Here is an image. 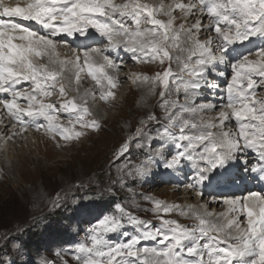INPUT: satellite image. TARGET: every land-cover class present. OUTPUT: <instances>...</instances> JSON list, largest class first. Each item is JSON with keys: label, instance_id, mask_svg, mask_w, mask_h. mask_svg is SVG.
Wrapping results in <instances>:
<instances>
[{"label": "snow or ice", "instance_id": "snow-or-ice-1", "mask_svg": "<svg viewBox=\"0 0 264 264\" xmlns=\"http://www.w3.org/2000/svg\"><path fill=\"white\" fill-rule=\"evenodd\" d=\"M175 9L184 10L195 23L177 25ZM205 10L209 20L202 23L198 15ZM158 15L168 18L160 19ZM23 22H34L38 27ZM202 32L207 34L203 39ZM97 34L107 41L102 48L89 43ZM69 38L79 40L77 47L83 51L73 50L70 59H60L59 43ZM257 39L259 43H255ZM245 42L254 46L239 53L237 46ZM110 50H124L141 62L169 61L162 74L145 76L143 80L162 83L160 95L166 108L172 107L173 102L164 98L173 90L183 91L186 97L180 111L190 113L192 119L185 120L176 113L168 119L180 128V135L174 138L188 143L163 165L167 169L179 167L183 157L193 161L197 175L185 187L203 197L204 184L215 176H223L227 166L249 149L257 153L258 166L247 171L257 173V179L264 183V95L257 96V90L264 88V0H198V4L176 3L168 7L141 0H0V94L8 97L0 96V107L21 126L11 136L31 125L37 130L46 127L60 132L69 140V129L60 125L53 113L62 110L81 120L89 114V94L83 93L80 104L75 98L59 105L46 103L44 98L52 96L57 88L61 96L67 95L68 87L60 81L68 69L74 71L77 85L86 67L98 85L106 80L107 86L114 88L116 78L105 69H119L122 61L116 63L105 54ZM185 50L190 55L182 60L180 53ZM253 53L259 58L249 59ZM173 60L182 63L179 72H173ZM220 66L232 72L223 86L221 102L197 105L188 99L201 90H221L209 78L210 74L220 78L226 75L218 70ZM170 78L174 82L171 88ZM113 96L111 91L101 93L104 100ZM21 98L27 102L26 108L18 103ZM215 109H219L217 117L193 122L197 112ZM37 118L46 120V125L38 123ZM233 119L238 123V132L225 130L226 122ZM92 127L99 130L100 125L93 121ZM162 127L165 135H172L170 128ZM185 129L190 134H185ZM84 134L76 132L75 138ZM199 145H203V151L196 153ZM129 150V143H124L120 155ZM209 202L226 205L227 211L216 214L208 209ZM154 205L155 213L176 211L194 216L197 223L185 226L160 216V224L152 228L151 221L141 220L116 205L122 216L103 215L89 230L90 243L77 244L74 251L80 264H264V188L248 190L234 198L212 197L198 206L167 204L162 200H155ZM123 217L128 225L140 226L138 233L126 242H111L107 237L124 226ZM146 238L161 247L143 244Z\"/></svg>", "mask_w": 264, "mask_h": 264}, {"label": "rangeland", "instance_id": "rangeland-1", "mask_svg": "<svg viewBox=\"0 0 264 264\" xmlns=\"http://www.w3.org/2000/svg\"><path fill=\"white\" fill-rule=\"evenodd\" d=\"M115 2L124 3L125 0H115ZM172 2L173 0L164 2L163 0H143V3L153 6L163 4L165 7L171 6ZM184 3L186 4V1ZM175 10L173 15L175 17L177 15V25L185 23L187 26L195 23V19L184 10ZM178 10L182 13L179 14ZM157 18L167 19L168 17L158 15ZM188 19L194 21H188ZM129 23L131 24V21ZM213 34L215 35L214 32ZM206 35L202 38H205ZM182 38L181 43L183 42ZM105 43L101 42L94 47L102 48ZM68 44V40L67 42L61 41L59 47L66 48ZM74 51L81 52L83 49ZM118 52V54L122 53ZM117 53L106 54L116 63L123 61L122 66L117 70L115 68L105 69L109 75L112 74L116 78L114 88L117 90L113 97L104 101L101 98V93L114 88L107 86L106 80L103 85H98L87 72L88 74H83L78 85L81 90L89 94L87 97L89 114L83 115L81 120H77L75 114L69 115L62 110L53 113L57 116L58 123L69 129V140H65L60 132L48 130L46 127L37 130L33 126L28 130V126H25V130L15 136H11L13 133L11 127L8 126L5 130L4 127H0V133L5 135V139L11 137L6 139L5 143L2 141V144L0 138V261H5L6 264H10L12 261L14 264H44L45 261H48V264H51L52 261H55V264H64L65 261L67 264H80L78 254L74 251L77 244L80 242L90 243L89 230L103 215L121 217L122 214L116 209V205H120L125 209V212L131 213L141 220L151 221L152 228L160 224V216L176 220L185 226L197 223L194 216L181 215L176 211L167 214L162 211L160 213L152 211L155 207V200L181 206L193 205L192 199H190L191 202L189 200L186 202V196L182 193V189L188 182L194 181L196 176L189 174L183 178V181L174 183V180L164 178L166 177L164 174L171 169L163 166L171 159L172 155L183 150L182 145L188 143L187 141H177L174 138L180 135V128L173 126L168 119L172 113H176L177 117H182L185 120L192 119L190 113L180 111L185 104L186 97L183 91L173 90V95L166 94L164 98L173 102L172 107L166 108L160 95L163 91L162 83L154 80L142 81L145 76L155 77L157 73L162 74L168 68L169 61L165 60L164 63L159 61L141 62L134 60L131 53H127L128 59L116 60ZM180 55L183 60L189 55V52L185 50ZM252 55L249 56V59H253ZM171 63L174 73L179 72L182 68V63L177 64L175 60ZM133 73L138 76L135 78L136 81L138 80L137 84L132 83L130 79L134 78ZM231 74L232 72L229 70L226 82L230 80ZM70 77L69 79L76 83V79ZM60 82L66 84L64 79ZM88 82L90 84H87ZM142 82L145 83L144 86H148L145 87L146 89L155 87L157 89L151 105L146 101V98L152 95V91L148 96L141 97L142 91L139 90V86L140 83L143 84ZM173 83L170 78V88L173 87ZM68 84H66L67 95L61 96L57 88L52 96L44 98L45 102L59 105L66 99L75 98L77 104L82 103L83 93L81 91L77 93ZM195 94L188 99L199 105L201 101L195 97ZM93 95L98 97L97 100ZM262 95H264V88L257 90V96ZM21 100L23 106L27 105L24 99ZM100 101L106 110L101 109ZM102 114L103 117H101ZM199 115L197 112L193 122L208 121L204 112L201 116L203 119L198 118ZM150 117L153 118L150 119ZM42 121L38 123L46 125L47 121L44 119ZM93 121L99 123V130L93 129ZM215 122L218 124V120ZM229 124L231 131H238V123L234 119ZM162 126L170 128L172 135H165ZM12 128L14 132L17 131L15 127ZM212 130L218 131V129ZM76 132L85 134L75 138ZM185 134H190L188 129H185ZM35 138L38 140L37 142H35ZM8 142L10 143L7 148L2 146ZM126 142L129 143L130 150L120 155V149ZM199 152L196 148V153ZM196 153L193 155L195 156ZM241 156L243 157V155ZM183 159L187 158L183 157L181 164L187 166L193 164L191 161ZM244 159L246 160L247 156ZM251 159L248 167L258 164V157ZM152 164L160 172V177L155 182L151 181L152 178L146 180L140 169L144 165L149 168ZM237 164L240 165L242 162H237ZM180 167L183 166L172 169ZM252 182L258 187L254 179ZM243 194L244 192L241 193V195ZM214 195L216 194H204L202 200H199L197 204L201 205V202L207 201ZM216 197L230 198V195ZM197 204L196 206H198ZM210 204L212 203L208 204L209 210ZM217 205V210L215 209L214 213L225 209L223 204L217 203ZM122 224L124 226L121 229L108 235V240L114 243L126 242L137 235L139 225H128L126 217L122 218ZM142 243L161 247L155 240L147 238Z\"/></svg>", "mask_w": 264, "mask_h": 264}, {"label": "bare ground", "instance_id": "bare-ground-1", "mask_svg": "<svg viewBox=\"0 0 264 264\" xmlns=\"http://www.w3.org/2000/svg\"><path fill=\"white\" fill-rule=\"evenodd\" d=\"M165 0H163V2H164ZM172 1V0H171ZM184 1H186V4H188V3H197L198 4V0H173V2H172V5L171 6H174L176 3H184ZM6 2H8V0H6ZM11 2H15V0H11ZM175 11H177V10H175ZM174 11V12H175ZM179 11V14H181L182 13V11H180V10H178ZM179 14H178V16H179ZM176 17H177V15H176ZM180 18V17H179ZM198 18L199 19H202L203 21H202V23H207L206 21H208L209 20V17H208V14H207V12H206V10H205V12L203 13V14H199L198 15ZM184 21H185V19H184ZM188 21H194V20H190V19H188ZM23 23H25V24H27V25H30L29 23L30 22H23ZM31 26V25H30ZM206 33H203L202 32V34H201V38L205 35ZM98 35V34H97ZM212 35H214L213 33H212ZM183 39V38H182ZM203 39V38H202ZM255 43H259V40L257 39L256 41H255ZM254 45L253 44H249L248 42H245L244 44H242V45H238L237 46V49H238V52L239 53H245V52H247L248 51V49L249 48H251V47H253ZM73 50H75L74 48H72V46L69 44V46H67L66 48H60L59 46H58V49H57V51L60 53V59H65V58H71L72 57V52H73ZM77 50V49H76ZM79 50V49H78ZM122 53L121 54H118V56L119 57H122L123 59L122 60H124V59H128L127 57V53L128 52H126V51H124V50H120ZM214 51H215V49H214ZM79 52V51H78ZM82 52V51H81ZM105 54H108V52L107 53H105ZM189 55H190V53H189ZM251 56V55H250ZM252 57H253V59H258L259 57H257L255 54L254 55H252ZM112 58H114V57H112ZM232 57H230V59H231ZM113 60V59H112ZM118 60H120V59H118ZM121 61H119V63H120ZM123 62V61H122ZM117 70V69H116ZM218 70H223V71H225V73H226V75L223 77V78H220V77H218V76H215V75H211L210 74V79L214 82V83H217V84H219L220 86H221V89H223V86H224V84H225V82H226V79H228V76H229V70H231V69H228V68H224V66H220L219 67V69ZM114 71H115V69H114ZM116 72V71H115ZM121 72V71H120ZM85 73H87V69H86V67H85V70H84V72H82L81 73V79L83 78V74H85ZM118 73V72H117ZM64 80H65V82H66V84H68V85H70L71 86V88H73L77 93H80V91L82 92V93H85L83 90H81V87L79 86V85H77V83H75V82H73L72 81V79L70 80L69 79V77L70 78H73V79H75V73H74V71H72L71 69H68V70H66L65 72H64ZM88 74V73H87ZM134 74V78L132 77V78H130L131 79V81H132V83H135V84H137V81H136V77H138L137 75H136V73H133ZM90 75V74H89ZM110 75H112V74H110ZM117 75V74H116ZM117 76H120L119 74L117 75ZM86 78H89V77H86ZM119 78V77H118ZM121 78V77H120ZM86 80V79H85ZM90 80V79H89ZM142 81L144 82V80L142 79ZM142 82V83H143ZM147 82V81H146ZM84 83V82H83ZM87 84H90V82H88ZM144 84L145 83H143V84H141L140 83V86H139V90H141L142 91V94H141V97H144V95H146V96H148V94H149V92L150 91H152V95L150 96V97H145L146 98V101L147 102H150V105H151V101L152 100H154V93H156V91H157V89H155V88H151V87H149V88H151V89H146L145 87H148V86H144ZM93 86H94V88H95V83L93 84ZM153 86V85H152ZM77 87H78V91L76 90L77 89ZM154 87V86H153ZM93 90V89H92ZM117 90V89H116ZM115 88L113 89V90H111V92H113V93H115ZM92 94H95V93H92ZM80 95V94H79ZM83 95V94H82ZM173 95V94H172ZM224 95V91L222 90V91H219V92H213V93H208V91L205 89V90H201V92H198V93H196L195 94V97H197L198 98V100L199 101H201L200 103H209V102H213V103H217V104H219L221 101H220V97H222ZM0 96H3L4 98H8L7 96H4V94H0ZM94 97H95V95H93ZM179 96V95H178ZM220 96V97H219ZM90 97V96H89ZM82 98V97H81ZM96 98V100H97V96L95 97ZM22 99V98H21ZM21 99H19L18 100V103L21 105V107H27V105H24L23 106V104H21ZM176 100V99H175ZM197 100V101H198ZM104 101H106V100H104ZM161 101V100H160ZM196 101V102H197ZM185 103V102H184ZM199 103V102H198ZM27 104V103H26ZM145 104H146V102H145ZM149 104V103H148ZM100 105H101V109L102 110H106V108H105V106L103 105V104H101V101H100ZM105 105H106V103H105ZM143 105V104H142ZM149 106V105H148ZM147 107V106H146ZM179 110V109H178ZM204 112V114L206 115V117H208L207 119L209 120V119H212V118H215V117H217L218 116V112H219V110H211V111H203ZM203 112H198V114H200L199 116H198V118H202L201 116H202V113ZM181 115H183V114H181ZM101 117H103V114L101 115ZM188 117L190 118V115H188ZM205 117V118H206ZM25 119L26 120H28V121H31V119H28V117H25ZM203 119V118H202ZM0 120H2V123L0 124V127H4V130L6 129V127H8L9 125H16V127H15V130H18L21 126L20 125H18V124H16V121L13 119V118H11V117H9L8 115H7V113H6V110H3L2 109V107H0ZM43 120V118H37V122H43L42 121ZM206 120V119H205ZM230 121L229 122H226V126H225V130H231L230 129ZM231 126H232V129H233V125L231 124ZM31 127H33V126H30V125H28V130H30V128ZM27 130V129H26ZM11 131L12 132H14L13 131V128L11 127ZM213 131V130H212ZM22 132V131H21ZM233 132H235V130L233 131ZM238 132V131H237ZM21 133H19V135H20ZM0 138H1V144H2V141L5 143L6 142V139H5V135L3 136L1 133H0ZM38 140L35 138V142H37ZM155 141V140H154ZM9 143L10 142H8V143H6L5 145L3 144L2 146L3 147H8V145H9ZM167 144V143H166ZM11 145V144H10ZM10 148V147H9ZM199 151H203V145H199V146H197L196 147ZM5 150V149H4ZM8 150V149H7ZM6 150V151H7ZM1 151H2V147H1ZM12 154V153H11ZM162 155V154H161ZM160 155V156H161ZM9 156H11V155H9ZM247 156V159H246V161L248 162L246 165H245V163H244V161H245V157ZM124 157V156H123ZM252 157H258L257 156V153L255 152V150H252V149H249L248 151H247V153H244L243 154V157L241 156L240 158H238V160H237V162H242V164H240V165H238L237 164V162H236V160H234V161H232L228 166H227V171L226 172H224V175L223 176H215V177H213L210 181H208V182H206L205 184H204V186H203V190H204V194H216V195H214V196H211V197H216V196H218V195H226V193L225 194H223L221 191H219V192H216L217 190L216 189H218V190H225L226 189V182H229V181H232V178L235 180L236 179V177H234V176H238V177H240V178H242L243 179V181L245 182V183H247L248 182V186H246L245 187V190L246 191H248L247 190V188L249 189V187L250 188H252V185H254L253 184V182H252V180L254 179L256 182L255 183H257V186L258 187H256L255 185L253 186L254 188H252V189H249V190H259L260 188H264V183H261L259 180H257V173H253V172H251V171H247V169L248 168H251V167H248V164H249V161H251L252 159ZM10 159H11V157H9ZM184 160V159H183ZM185 160H187V159H185ZM184 160V161H185ZM255 160V159H254ZM157 162H158V159L156 160ZM155 162V161H154ZM192 163V165H186V164H181L180 166H183V167H180V168H176L175 170L174 169H171V170H169V171H167L165 174H164V176H166V177H164V178H166V179H172V180H174V183H175V181L176 182H180V181H183V178H185V176L187 177V175H189V174H192V175H197V172H196V168H195V164H194V162L193 161H191ZM146 164V163H145ZM201 166H203V164L201 165ZM257 166H258V164H257ZM157 167L154 165V164H152L151 166H149V168H147L145 165L143 166V167H141L140 169L143 171V173H144V175H145V177H146V180H151L150 178H152V180L151 181H153V182H155V180H157V179H159V173L160 172H158V170L156 169ZM10 169V168H9ZM251 173V174H250ZM158 174V175H157ZM191 175V176H192ZM157 176V177H156ZM184 182H186V181H184ZM183 183V182H182ZM220 187V188H219ZM232 187L233 186H230V189H232ZM239 187H237L236 189H234L233 190V192H236L237 190H240V189H238ZM242 191V192H240V193H235V194H233L232 193V190H230V198H234V197H236V196H242L241 195V193H245L246 191ZM174 192V191H173ZM182 193H184V195L186 196V202H188V200L190 201V199H192V202H193V206H196V204H197V202L200 200H202V197L201 196H197L196 195V191H192V190H189L187 187H185L184 186V188L182 189ZM228 193V194H229ZM232 193V194H231ZM174 194V193H173ZM181 194V193H180ZM183 196V195H182ZM173 198V197H172ZM217 198H220V197H217ZM210 199L211 198H208V200L207 201H210ZM185 202V203H186ZM191 202V201H190ZM205 202V200L203 201V202H201V204H203ZM209 204V203H208ZM187 205V204H186ZM198 205V204H197ZM211 206H210V210L211 209H213L212 210V212H215V209L217 208V203H212V204H210ZM185 206V205H184ZM209 206V205H208ZM223 206V205H222ZM224 207H225V209L224 210H222V211H217V213L216 214H218V213H221V212H226L227 211V206L226 205H224ZM217 210V209H216ZM243 219V218H242ZM157 247V246H156ZM158 248V247H157Z\"/></svg>", "mask_w": 264, "mask_h": 264}]
</instances>
